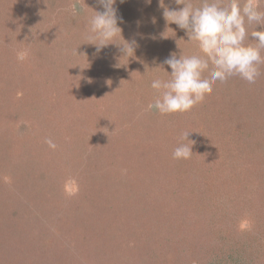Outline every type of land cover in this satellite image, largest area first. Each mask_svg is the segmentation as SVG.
<instances>
[{"label":"rangeland","instance_id":"rangeland-1","mask_svg":"<svg viewBox=\"0 0 264 264\" xmlns=\"http://www.w3.org/2000/svg\"><path fill=\"white\" fill-rule=\"evenodd\" d=\"M114 6L121 33L97 52V0H0V264H264V64L255 83L217 81L161 115L148 108L161 63L201 54L163 17L184 5ZM180 143L189 159H173ZM31 199L40 223L21 236Z\"/></svg>","mask_w":264,"mask_h":264},{"label":"clouds","instance_id":"clouds-1","mask_svg":"<svg viewBox=\"0 0 264 264\" xmlns=\"http://www.w3.org/2000/svg\"><path fill=\"white\" fill-rule=\"evenodd\" d=\"M147 2L150 4L151 0ZM115 3L116 0H97L102 11H95L88 21L89 39L98 41L93 43L97 52L109 44L106 41H112L118 32L121 33L119 23H123V17L117 15ZM175 3L184 6L164 8L163 17L185 30L188 41H195L201 54L182 53L177 56L170 53L162 62L171 68V73L168 72L170 79L151 82V87L159 94L148 105L150 110L161 115L188 112L212 93L217 81L226 82L233 76L250 84L256 82L261 74L259 66L264 64V56L261 55L264 50V11L256 0H228V3L201 0L199 6H194L190 0H175ZM75 8L77 11V5ZM79 12H84L81 5ZM250 24H255L256 28L249 35L247 25ZM246 39L255 43H246ZM132 44H135L134 40L127 45L122 44L121 51L127 55L129 50L134 52ZM182 135L188 140L189 132ZM46 143L50 148H56L51 139ZM192 153L191 146L180 143L172 156L177 160L189 159Z\"/></svg>","mask_w":264,"mask_h":264},{"label":"trees","instance_id":"trees-1","mask_svg":"<svg viewBox=\"0 0 264 264\" xmlns=\"http://www.w3.org/2000/svg\"><path fill=\"white\" fill-rule=\"evenodd\" d=\"M163 63H161V66H162V68H163V66H164V64L162 65ZM164 69V68H163ZM163 73V72H162ZM170 73H171V70H170ZM163 74H165V73H163ZM165 76L166 77H168L167 79H170V74H165ZM165 79V78H164ZM167 79H165V80H167ZM173 165V163L171 164V166ZM175 170L174 169H171V171H170V173L171 172H174ZM47 191V194L48 195H53L54 196V190H51V191H49V190H46ZM25 192V191H24ZM26 195V194H25ZM41 203V202H40ZM25 209H27L26 211H27V213H24V215L22 216L24 219H26L25 221H24V224L22 223V225H20V226H18V224H16L15 225V227H20L19 229H18V231L19 232H17L16 230V232L17 233H19L21 236L24 234V233H26V231H25V227H27V224H28V218H35V225H38L39 223H40V220H39V218H40V216H38L37 217V215L35 214V212H34V210L36 211V207L37 206H39V204L38 203H34V199H31L30 201H28V203H26L25 205ZM29 213H31V214H29ZM36 215V216H35ZM13 218H14V216H12ZM28 217V218H27ZM51 218V217H50ZM49 217H47V215L45 214L44 216H43V224H45L48 228H50V229H53L54 231H56V230H58V228H57V223L56 222H54V221H52L51 219H50ZM28 225H30V224H28ZM59 227L60 228H62V225H59ZM257 228L255 227V229H252L251 228V230H249V231H246L245 233H246V235H244V236H246V237H250L251 239H253V238H255V239H257L255 236L256 235H254V234H256L257 233V231H255ZM34 230H35V227H34ZM11 231H13V228H12V230ZM14 231V232H15ZM36 232V231H35ZM93 250H95V249H93ZM10 264V263H9Z\"/></svg>","mask_w":264,"mask_h":264}]
</instances>
